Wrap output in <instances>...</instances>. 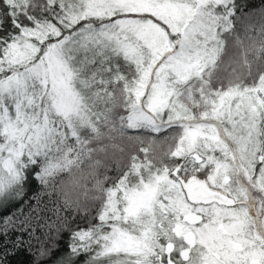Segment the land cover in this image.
Wrapping results in <instances>:
<instances>
[{
    "label": "snow or ice",
    "instance_id": "1",
    "mask_svg": "<svg viewBox=\"0 0 264 264\" xmlns=\"http://www.w3.org/2000/svg\"><path fill=\"white\" fill-rule=\"evenodd\" d=\"M21 253L264 264V0H0V264Z\"/></svg>",
    "mask_w": 264,
    "mask_h": 264
},
{
    "label": "trees",
    "instance_id": "2",
    "mask_svg": "<svg viewBox=\"0 0 264 264\" xmlns=\"http://www.w3.org/2000/svg\"><path fill=\"white\" fill-rule=\"evenodd\" d=\"M258 2V0H257ZM39 234V233H38ZM15 233H13L12 235V240L14 241L15 240ZM24 239L26 240L27 239V236L25 235ZM35 243V242H33ZM8 249H12L13 248V244L10 242L8 245H7ZM29 259V257H27L25 254L21 253L19 254L18 256H16L14 259H13V262L12 264H23V262H26L27 260Z\"/></svg>",
    "mask_w": 264,
    "mask_h": 264
}]
</instances>
